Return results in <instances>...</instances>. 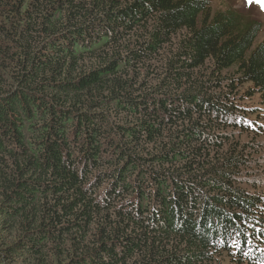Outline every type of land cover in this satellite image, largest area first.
I'll use <instances>...</instances> for the list:
<instances>
[{"label":"trees","instance_id":"trees-1","mask_svg":"<svg viewBox=\"0 0 264 264\" xmlns=\"http://www.w3.org/2000/svg\"><path fill=\"white\" fill-rule=\"evenodd\" d=\"M213 1L0 0V264H264L263 28Z\"/></svg>","mask_w":264,"mask_h":264},{"label":"rangeland","instance_id":"rangeland-1","mask_svg":"<svg viewBox=\"0 0 264 264\" xmlns=\"http://www.w3.org/2000/svg\"><path fill=\"white\" fill-rule=\"evenodd\" d=\"M212 7L215 10H221L226 8H235L238 10L244 17L248 19L257 20L261 25L263 30L258 37V41L262 40L264 36V6H262L261 0H214L212 3ZM246 106L253 105L254 101L247 99L243 102ZM255 105H253L254 107ZM255 107L253 108V111ZM252 121L254 124L258 121V116L253 115ZM260 138V142L262 145V153L264 154V129H261V132L257 133ZM223 264H228L227 259L223 260Z\"/></svg>","mask_w":264,"mask_h":264},{"label":"snow or ice","instance_id":"snow-or-ice-1","mask_svg":"<svg viewBox=\"0 0 264 264\" xmlns=\"http://www.w3.org/2000/svg\"><path fill=\"white\" fill-rule=\"evenodd\" d=\"M262 6H264V0H261Z\"/></svg>","mask_w":264,"mask_h":264}]
</instances>
